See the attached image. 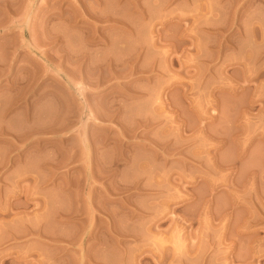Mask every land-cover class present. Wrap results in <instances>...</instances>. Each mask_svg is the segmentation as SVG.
Returning <instances> with one entry per match:
<instances>
[{
    "label": "rangeland",
    "instance_id": "374dc122",
    "mask_svg": "<svg viewBox=\"0 0 264 264\" xmlns=\"http://www.w3.org/2000/svg\"><path fill=\"white\" fill-rule=\"evenodd\" d=\"M0 264H264V0H0Z\"/></svg>",
    "mask_w": 264,
    "mask_h": 264
}]
</instances>
